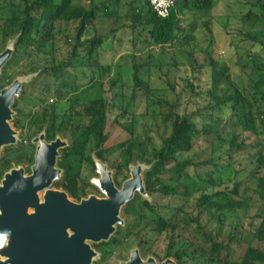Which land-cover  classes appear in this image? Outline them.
I'll use <instances>...</instances> for the list:
<instances>
[{
	"label": "trees",
	"instance_id": "1",
	"mask_svg": "<svg viewBox=\"0 0 264 264\" xmlns=\"http://www.w3.org/2000/svg\"><path fill=\"white\" fill-rule=\"evenodd\" d=\"M213 1L176 0L169 17L161 19L157 17L147 0H130L123 18L130 23L128 28L131 32V40L136 41L138 38L139 42L143 41V44L151 48H159L161 52H164L176 43L184 45L189 41V37L185 36L186 28L181 19L183 11L207 12L212 9ZM262 1L258 0L254 8H260V13L264 14ZM119 4L120 0L103 1L99 5L95 3V0H0V53L6 49L8 43L14 42L11 58L3 66L0 74V92L14 81L9 70L19 65L25 74L36 75L31 81L50 77L53 84L46 83L43 92L58 99L62 98V93L55 85V81L64 80V73L68 69L80 66L89 67L91 70L109 71L108 65L106 67L98 64L91 65L92 59L97 56L98 48L105 41L104 37L94 35L85 39V36L89 27L96 24L99 18H113L114 23H117L121 16L114 7ZM1 13H5L6 17H2ZM246 19L254 23L260 20V16L250 11L246 14ZM63 26H71L74 30L73 44L70 45L67 58L58 61L56 41L63 32ZM259 36L260 39L252 37V40L264 49V31L260 32ZM64 39L68 42L70 38L64 37ZM135 44L136 42L132 45ZM189 55L192 56V53ZM39 56L42 57L39 58ZM152 59H154L152 53L147 55L148 61L144 63L141 60L137 62L134 58L131 67V98H134L136 93H141L146 100V112L154 105L169 107L167 112L159 114L162 123L170 131L161 139L159 147L154 146L146 125L142 126L143 139L137 135L135 115L126 118L128 120L126 124H121L118 121L119 118L113 122L115 126L122 127L126 139L120 143L106 145L109 104L103 92L102 97L87 101H82L80 93H77L70 98L68 111L62 116L58 114L56 104L53 101L48 103L47 98L38 99L39 109L35 113H26L24 110L17 109L15 98L10 109L18 119L12 117L10 123L14 129H25V120L27 129L33 130L34 136L43 133L45 140L52 142L56 134H60L68 141L66 147L59 151L56 167L60 170V176L54 186L61 188L70 199L76 202L86 198L91 193L90 189L97 190L83 176V166L90 167L94 171L96 170L95 159L104 164L107 161L106 156L112 152H118L120 158L119 162L111 164L115 170L112 175L114 187L119 189L127 180V177L123 176V171H129V165L145 163L149 168L143 171L142 182L148 197L157 194L166 197L175 194L188 196L187 185L180 186L177 183L172 187L165 183L162 177L171 168L177 172L176 181L179 182L183 172L191 165L188 160H180L179 157L190 153L194 141L199 138L210 136L211 140L218 141V148L223 142H227L224 154L230 160L228 166L238 154H248L256 158L255 174L261 170L262 174L259 177L256 176V187L250 196L234 198L236 201L230 199V196L239 194L240 187L243 186L242 182L239 185L234 184L230 194L226 191L210 194L204 192L195 201L197 216L182 218L180 225L173 219L174 215L169 218L158 215L156 206L136 192L133 198L122 207L124 224L128 228L122 232V226L118 225L113 235L96 247L101 255L99 261L101 263L105 260V256H111L118 251L124 252L131 237L136 236L134 240L139 247L140 258L152 257L155 260L160 259L154 252L156 240L163 237L165 241L163 259H171L174 264H264V155L260 152L254 155L249 154L247 150L250 145L246 142L250 136L248 134L259 136L260 132L264 133V63L257 69H254V65L252 66V74L258 77L253 83V89L256 91L252 93L245 88L240 89L233 83L226 63L215 59L210 60V87L205 91L207 104L204 112L202 114L196 111L189 114L186 108L180 112L179 97L177 101L170 103L161 98L155 102L157 90L143 81L139 75L141 68L157 67V70L160 68L157 63H151ZM190 65L191 72L198 67L197 73L205 67L202 64L197 66L195 60ZM165 78L168 88L175 92L171 80L167 76ZM184 84L185 88L182 92L188 93L189 97H195L193 84L188 79H184ZM95 85L102 90V83L96 82ZM72 89L76 91L78 87H72ZM23 94L21 92L22 96ZM32 102L35 103L34 100ZM223 109L229 111L227 126L230 131L224 139L216 127V116ZM153 113L155 114L154 111ZM127 114L128 111L123 110L120 117L124 118ZM195 117H200L202 123H196ZM258 118H262L260 125L257 124ZM205 121L210 122L211 125L203 126ZM244 134L247 135L243 136ZM1 151L0 178L13 166L26 165L25 171L29 173L34 163V148L30 142L27 145L16 142L4 146ZM204 164L209 165L208 162ZM213 167L215 168V165ZM251 176L250 174L248 178ZM206 182L214 185L210 174L207 175ZM254 196L259 198L261 205L263 204L254 216L259 223L254 229L251 242L234 259L235 239L220 238L208 232L200 219L206 215L210 218L216 217L219 221L220 216L226 211H246L252 206ZM176 212L181 213V210L178 209ZM146 215L151 217L148 218Z\"/></svg>",
	"mask_w": 264,
	"mask_h": 264
},
{
	"label": "rangeland",
	"instance_id": "2",
	"mask_svg": "<svg viewBox=\"0 0 264 264\" xmlns=\"http://www.w3.org/2000/svg\"><path fill=\"white\" fill-rule=\"evenodd\" d=\"M103 1L108 0H95V3L99 5ZM258 0H214L213 7L207 12L196 13L193 11L184 10L181 16L183 19V26L185 29V36L189 37L187 44L182 45L176 43L171 48H167L164 52H161L159 48H151L147 44L137 40H131V32L128 28L129 21L124 17L128 9L130 0H120L119 6H115L114 9L121 16L117 23H114L113 18L102 17L99 18L93 26L89 27L85 39L94 37V35L103 36L105 41L97 50V56L92 59L91 65H101L106 67L110 66L109 71H98L97 69L91 70V68H85L76 66L74 69H68L64 73V80L55 81L57 88H60L62 98L58 99L52 95H47L43 92V88L47 84H53L50 77L46 79H37L31 81L34 74H25L19 65L13 70L10 69L14 80L21 81V91L19 96L15 99L17 109L24 110L26 113H35L38 111V99L47 98L48 103L56 104L58 114L62 116L68 111L69 100L77 93H80L81 100L87 101L103 96L107 99L109 107L107 111V144H116L126 139V134L122 127L115 126L114 121L118 119L121 124L128 123L130 115H135L137 118L136 133L143 139L142 126L146 125L148 129V135L152 139L155 147H159L161 139L169 134V128L162 123L161 113L167 112L168 106H152L149 111L146 112V100L141 93H136L134 98H131L132 83H131V67L134 63V58L137 62L144 63L147 60V55L152 53L154 59L151 63H157L160 68H141L140 78L148 82L150 86L157 90L155 92V102L161 98L168 103L177 101L179 97V110L182 112L185 108L189 114L199 111L203 114L204 107L207 104V97L205 91L210 87V60L215 59L219 62L226 63L230 70V76L234 84L240 89L245 88L249 92L255 93L253 89V83L257 81L258 77L252 74V66L254 69L262 66L264 63V49L262 46L256 44L252 37L260 39L259 33L264 31V14L260 13V8H254ZM264 5V0L261 3ZM180 5V4H179ZM113 7L110 6V9ZM250 11L255 12L260 16V20L256 22L248 21L246 14ZM3 15V16H2ZM2 17H6L5 13H1ZM62 34L57 37V60L62 61L67 58L70 51V45L73 44L74 30L71 26H63ZM64 37L70 38L68 42H65ZM136 44L133 46L132 44ZM14 42L8 43L7 47H13ZM192 53V56L189 54ZM42 56H39L41 58ZM196 62V65H205L201 72H198V67L192 73L190 69V63ZM148 61V60H147ZM23 63V61H22ZM175 64V65H174ZM259 65V66H257ZM2 73V70L0 74ZM7 75L9 74L6 71ZM169 76H168V75ZM167 76L174 85V91L170 90L166 84ZM184 79H188L194 86L195 97H189L188 93H183L185 88ZM102 83V90L95 83ZM13 83V82H12ZM47 83V84H46ZM75 84V85H74ZM11 85V84H10ZM63 85V87H61ZM78 87V90H73L72 87ZM253 89V90H252ZM21 92L24 93L23 96ZM82 94V95H81ZM22 98V99H21ZM26 98V100H24ZM32 100L35 101L32 102ZM127 110L128 114L121 118V112ZM12 111V110H11ZM155 112V114L153 113ZM146 112V113H145ZM145 113V114H144ZM156 115V116H154ZM12 117H15L12 114ZM216 127L218 128L220 136L224 139L228 134V119L229 111L223 109L216 116ZM18 119L17 117H15ZM19 119H21L19 117ZM23 119V118H22ZM257 119V124L260 125V120ZM12 120V119H11ZM200 117H195L196 123H202ZM23 121V120H22ZM12 130L16 132V142H22L28 144L32 141L34 147L36 144L33 142V130L27 129L26 121L24 120L25 129H14L12 123H9ZM203 126L208 127L210 122L205 121ZM247 134H244L245 136ZM250 135L247 143L250 147L247 152L251 155L258 152L264 155V133H259V136ZM57 139L64 141L67 145L68 141L64 139L60 134H56ZM212 142V143H211ZM227 142L222 143L218 148V141L211 140L210 136L205 138H199L194 141L193 149L190 153L184 154L179 157L180 160H188L190 166L187 167L185 172L181 175L179 182H177V172L169 168L164 174L162 179L170 186H175L177 183L180 186L187 185L189 190L188 196L185 197L182 194H175L171 197H166L162 194L153 195L148 197L147 200L156 206L157 214L165 218L172 217L177 220L180 225L182 224V218H194L197 216V210L195 209V201L202 193L210 194L213 192L226 191L228 194L233 190L234 184H241L239 194L237 196H230L233 201L234 198L250 196L256 187L255 179L262 174V170L257 174L256 158L250 157L248 154L235 155L234 160L230 166H228L230 160L224 151L227 148ZM107 161L104 163L107 172L112 175L115 170L111 164L120 160L118 152L109 153L106 156ZM95 161H98L95 159ZM213 163H212V162ZM208 162L209 165L204 163ZM215 165V168L213 167ZM139 166L143 171L149 167L145 163H134L129 165V171H123V176L127 177V180L131 178L130 170L133 167ZM83 176L91 181L99 179L100 176L96 170H92L90 167L83 166ZM141 173V177H142ZM211 176L214 181V185L206 182L207 175ZM251 178H248L249 175ZM257 176V177H256ZM172 179V180H170ZM126 180V181H127ZM92 185V184H91ZM215 185H218L216 188ZM93 186V185H92ZM122 187V186H121ZM121 187L118 190H121ZM97 190H89L92 194L100 198L103 194L96 187ZM102 198H105L103 195ZM263 206L259 202V198L254 196V202L252 206L244 210H237L235 212L226 211L220 216L218 221L216 217H208L203 215L200 219L201 224L208 232L218 235L220 238L233 237L235 239L234 245V259L239 256V253L246 248L251 242L254 234V229L257 227L259 221L255 219V215L258 212V208ZM180 209L181 213L176 211ZM31 212V211H30ZM150 218L151 216L146 215ZM119 218L122 221V232L128 227L124 224V214L122 208L119 212ZM119 225V224H118ZM118 225H115V229ZM113 235V234H112ZM111 235V236H112ZM136 236L131 237L130 241L126 244L124 252H116L111 256H105L104 261L99 263L101 255L97 250V247L93 248L95 257L92 264H122L127 263L130 259V253L134 250H139L135 243ZM165 248V241L163 237L156 240L154 251L158 254L160 259H155L156 264H162L166 260H169V264H174L171 259H163V251ZM152 258V257H148ZM147 258V259H148ZM147 259H142L145 262ZM3 258L0 257V261Z\"/></svg>",
	"mask_w": 264,
	"mask_h": 264
},
{
	"label": "water",
	"instance_id": "3",
	"mask_svg": "<svg viewBox=\"0 0 264 264\" xmlns=\"http://www.w3.org/2000/svg\"><path fill=\"white\" fill-rule=\"evenodd\" d=\"M13 47H6L0 53V72L9 61ZM21 81L14 80L11 85L0 92V151L4 146L16 143V132L12 130L10 121L13 98L21 91ZM35 142L38 143L35 164L32 175L24 182L15 181L8 185L10 174L23 175V170H12L6 174L0 192V264H92L95 253L90 249L87 241H107L111 233L115 232V225L122 224L119 210L132 198L134 193L148 198L142 182V169L139 166L130 170L131 178L122 184L124 190L130 183L133 186L130 193L114 202V196L119 190L114 187L111 174L100 161H95V168L99 179L92 180L105 196L104 199L89 197L87 200L75 204L67 201L68 197L62 192L47 190L44 204H35L36 191L47 189L53 180L57 179L59 171L54 169L57 150L65 143L56 139L46 144L43 135ZM132 181V182H131ZM55 196V199L54 197ZM31 207L34 214L26 215ZM166 260L162 264H169ZM122 264H156L148 258L143 262L137 250L130 253V259Z\"/></svg>",
	"mask_w": 264,
	"mask_h": 264
},
{
	"label": "flooded vegetation",
	"instance_id": "4",
	"mask_svg": "<svg viewBox=\"0 0 264 264\" xmlns=\"http://www.w3.org/2000/svg\"><path fill=\"white\" fill-rule=\"evenodd\" d=\"M40 135H43V140H44V142H45L46 144H51V143H53V142L57 139V137H55L54 141H52V142H47V141L45 140V137H44V134H43V133L39 134L38 136H35V137L33 138V142L36 144V146L34 147V145L32 144V141L30 142L31 146L34 148V163H33L32 166L30 167V171H29V173H27V172L25 171V167H26V165H25V166H18V167L13 166L8 172H6V173L3 175L2 178H0V188L3 187L2 182L4 181V177H5V175L8 174V173H10L12 170L22 169V170H23V175H24L26 178H28V177H30V176L32 175V168H33V166H34V164H35V155H36V152H37V148H38V146H39L38 143L35 142V139H37ZM59 140H60V139H59ZM60 141H61V140H60ZM62 142H64V141H62ZM65 147H66V144H65L64 147L59 148V150L57 151L58 155H57V157H56V161H55V164H54V169L57 170V171H59V175H58L57 179L53 180L52 183H51V185H50V187L47 188L46 190L40 192L39 195H38V196H39V198H38L39 201L42 202L41 204H44V196H45V192H46L47 190H50V191L52 190V191H54V192H62V193H65L61 188H57V189H56V187L54 186V183H55L56 181H58L59 176H60V170L56 167V162H57V159H58V156H59V151H60L61 149L65 148ZM1 153H2V151L0 152V155H1ZM91 184H92V181H91ZM92 185H93V184H92ZM93 186H94V185H93ZM42 193H43V194H42ZM65 194H66V193H65ZM66 196H67V194H66ZM92 196L97 198L96 195L90 193L86 198H83L82 200H80V201H78V202L73 201V200L70 199L68 196H67V197H68V199H69L70 201H72L73 203H75V204H79V203H81V201H83V200H87V199H89V197H92ZM102 197H103V195H102L100 198H97V199H104V198H102ZM29 211H31V213L33 212V214H34V210H33V209H30ZM102 242H104V241H99V242L87 241L86 243L89 245L90 249L94 252L93 248H94L95 246H98V245L101 244ZM141 260H142V259H141ZM92 262H93V261H92Z\"/></svg>",
	"mask_w": 264,
	"mask_h": 264
},
{
	"label": "bare ground",
	"instance_id": "5",
	"mask_svg": "<svg viewBox=\"0 0 264 264\" xmlns=\"http://www.w3.org/2000/svg\"><path fill=\"white\" fill-rule=\"evenodd\" d=\"M16 97H14L13 98V100L15 99ZM59 150V149H58ZM57 150V151H58ZM130 180H134L133 178H130ZM15 181H18V182H24V181H26V177L24 176V175H22V176H20V175H18L17 173L16 174H14V175H11L10 174V176H9V179H8V185L10 186V185H12ZM131 181V182H132ZM25 183V182H24ZM133 186V184L132 183H130V184H128L127 186H126V188L124 189V190H119V195H117V196H114V199H115V201L114 202H118L119 200H121L122 198H125L129 193H130V189H131V187ZM57 189V188H56ZM44 190H46V189H41V190H38V191H36V196H35V199H37V201L35 202V204H37V206L38 207H40V206H42L43 204H41L42 202H40L39 201V193L40 192H42V191H44ZM4 192V190H2V189H0V192ZM52 191V190H51ZM54 192V191H53ZM43 194V193H42ZM0 196H3V194L2 195H0ZM54 197V199H55V196H53ZM67 201H70L69 199H66ZM71 202V201H70ZM122 208V207H121ZM120 208V209H121ZM30 209H32L31 207H29V208H27V210L25 211L26 212V215L29 217V216H31V215H33V212L31 213L29 210ZM120 211V210H119ZM119 217V216H118ZM113 233H111L110 234V236L112 235ZM99 242V241H98Z\"/></svg>",
	"mask_w": 264,
	"mask_h": 264
},
{
	"label": "built area",
	"instance_id": "6",
	"mask_svg": "<svg viewBox=\"0 0 264 264\" xmlns=\"http://www.w3.org/2000/svg\"><path fill=\"white\" fill-rule=\"evenodd\" d=\"M152 10L158 18L165 19L169 17L171 9L176 0H147Z\"/></svg>",
	"mask_w": 264,
	"mask_h": 264
}]
</instances>
